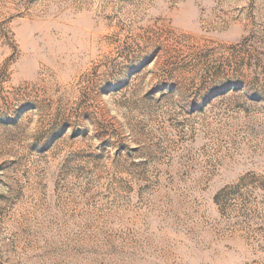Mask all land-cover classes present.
<instances>
[{
  "label": "rangeland",
  "instance_id": "rangeland-1",
  "mask_svg": "<svg viewBox=\"0 0 264 264\" xmlns=\"http://www.w3.org/2000/svg\"><path fill=\"white\" fill-rule=\"evenodd\" d=\"M0 264H264V0H0Z\"/></svg>",
  "mask_w": 264,
  "mask_h": 264
}]
</instances>
